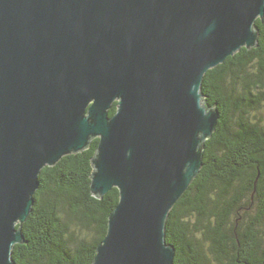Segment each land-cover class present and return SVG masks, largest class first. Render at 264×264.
<instances>
[{"label": "water", "instance_id": "95a60500", "mask_svg": "<svg viewBox=\"0 0 264 264\" xmlns=\"http://www.w3.org/2000/svg\"><path fill=\"white\" fill-rule=\"evenodd\" d=\"M263 16L264 0H0V264L42 168L95 137L90 191L119 199L91 264H174L165 221L219 117L203 76Z\"/></svg>", "mask_w": 264, "mask_h": 264}, {"label": "trees", "instance_id": "16d2710c", "mask_svg": "<svg viewBox=\"0 0 264 264\" xmlns=\"http://www.w3.org/2000/svg\"><path fill=\"white\" fill-rule=\"evenodd\" d=\"M258 40L209 69L205 102L219 113L205 140L202 166L165 221L174 264H264V16ZM116 110V101L109 110ZM99 138L82 151L42 168L34 204L22 224L17 264H91L119 199L90 191L91 157Z\"/></svg>", "mask_w": 264, "mask_h": 264}]
</instances>
